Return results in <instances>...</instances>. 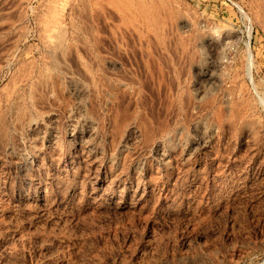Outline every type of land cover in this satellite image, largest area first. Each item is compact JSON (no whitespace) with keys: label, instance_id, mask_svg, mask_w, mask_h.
<instances>
[{"label":"rangeland","instance_id":"rangeland-1","mask_svg":"<svg viewBox=\"0 0 264 264\" xmlns=\"http://www.w3.org/2000/svg\"><path fill=\"white\" fill-rule=\"evenodd\" d=\"M0 264H264V0H0Z\"/></svg>","mask_w":264,"mask_h":264},{"label":"bare ground","instance_id":"bare-ground-1","mask_svg":"<svg viewBox=\"0 0 264 264\" xmlns=\"http://www.w3.org/2000/svg\"><path fill=\"white\" fill-rule=\"evenodd\" d=\"M111 1V0H110ZM132 2V1H131ZM130 3V2H129ZM141 3V2H140ZM146 4H148V3H146ZM132 5V4H131ZM143 5V4H142ZM145 5V4H144ZM51 7V6H50ZM127 8V7H126ZM127 9H129V8H127ZM49 10H50V8H49ZM62 10V9H61ZM124 10H125V8H124ZM52 11V10H51ZM63 11V10H62ZM135 11H137V10H135ZM138 13V12H137ZM147 13H148V11H147ZM59 14V13H58ZM151 14V13H150ZM56 17V16H55ZM60 17H62V16H60ZM59 17V18H60ZM42 18V17H41ZM55 20H56V18H54ZM152 19H153V17H152ZM58 20V19H57ZM60 21H61V18H60ZM155 21V20H154ZM156 22V21H155ZM48 23V22H47ZM46 23V24H47ZM150 23V22H149ZM13 24V23H12ZM49 24V23H48ZM56 24V23H55ZM60 25V24H59ZM10 26V25H9ZM52 26V25H51ZM57 29V28H56ZM60 29V28H59ZM45 30V29H44ZM50 30V29H49ZM43 31V30H42ZM58 31V30H57ZM51 32V31H50ZM53 33V35H54V32H52ZM51 33V34H52ZM63 33V32H62ZM16 35V34H15ZM14 35V36H15ZM57 35V34H56ZM62 38V37H61ZM63 41V40H62ZM52 42V41H51ZM62 43V42H61ZM7 44V43H6ZM59 46V45H58ZM61 48V47H60ZM60 56H61V54H60ZM156 60V59H155ZM91 70V69H90ZM93 71V70H92ZM43 78V77H42ZM24 80V79H23Z\"/></svg>","mask_w":264,"mask_h":264}]
</instances>
